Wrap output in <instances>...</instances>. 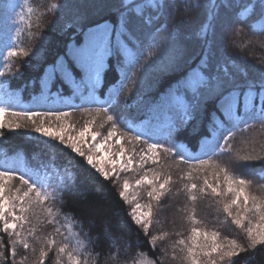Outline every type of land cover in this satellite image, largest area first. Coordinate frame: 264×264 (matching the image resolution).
Wrapping results in <instances>:
<instances>
[{"label":"snow or ice","instance_id":"1","mask_svg":"<svg viewBox=\"0 0 264 264\" xmlns=\"http://www.w3.org/2000/svg\"><path fill=\"white\" fill-rule=\"evenodd\" d=\"M201 5L194 0H147L145 4H134L131 0H120L116 8L117 18L115 24L105 21L103 24H96L87 33L88 42L81 46L72 58V67L77 69L81 75H75L65 61L53 64L52 71L48 73V80L43 84L47 88L59 74L63 83H83L85 76L91 74L94 80V87L100 84L101 68L103 67L104 56L115 53L119 65L120 78L114 85L111 95L105 100V104L95 110V114L88 111L90 117L85 120L82 128L77 130L75 125L68 123L64 118L70 117L72 113L64 112H41L28 110H15L7 106H0V137H3V129L18 130L27 127L21 121L31 123V131L41 137L48 138L50 142H58L71 153L83 158L89 170H94L103 180H112L113 183L120 181L121 173L144 170L148 164L155 165L143 171L142 175L135 180V191L128 179H124L119 191V197L126 204L133 207L128 213L132 222L148 235L150 227L154 223H160L158 216L165 205L163 200L169 194L178 195L183 192L185 205L182 211L186 213V220L191 225L186 238H179L171 242V260H177V251L182 264H236L234 258L241 253L255 252L258 248L264 247V195H257L252 191V181L244 175H237L229 171L228 167L213 159L218 154L232 152V145L229 141L235 135L234 130L248 131L254 124L249 121L260 123L264 128V58H261L256 65L245 67L235 62L224 65H217L215 68L210 57L206 54L201 57L200 63L181 75L173 85L170 86L167 96L178 104H171L170 110L175 109L181 121V126L192 119V113L200 109L207 101H214L215 112L209 124V135L219 136L226 132L224 146H219V153L212 150L211 154L204 153L207 158H195L198 162L192 165L187 172H182L177 180L173 179L172 173L167 171L172 165L168 164L166 157H176L178 163H188L193 157L182 151V145L174 139L175 134L180 130L173 117L167 128V142L161 143L155 139L149 142L144 139L145 148L137 153L135 147L126 149L123 141L127 138L129 144H139L143 134L134 133L127 137L131 131L130 125L125 122L124 134H118L120 121L112 112V108L118 103V97L125 83L136 84L137 72L143 75L153 67L157 57L160 43L157 39L161 32L167 33L169 52L179 53L175 47L177 38L188 22L185 17L177 20L169 28V20L176 11L183 10L185 13L199 9ZM218 5L212 4L215 8ZM13 8L15 5L12 6ZM62 5L51 3L43 12H40L30 0H23L20 5L21 11L16 13L13 23L15 27L10 40L5 43L6 54L3 55V68L0 70V78L12 72L13 61L18 57H27L29 51L22 46V37L28 39L37 38V33L32 28L40 27L43 16L57 11ZM259 9V24H249L247 31L252 37H256V43L264 48V0H257L256 3H246L237 13L235 20L222 26L220 35L217 37L216 27L213 23L215 16L207 20L200 27V36L205 41L209 37L213 40L219 39L222 48H227L228 43L243 52L253 40L249 38L243 43L232 39L239 37L245 32V23ZM147 10V14H146ZM33 18L36 23L33 24ZM154 22L155 25H154ZM146 40H142L137 32H143L144 27L153 26ZM258 29V30H257ZM131 45V47H129ZM121 56L123 58L121 59ZM241 61L247 65V59L241 56ZM182 57L177 55L169 57V63L165 65L166 70L175 71L181 66ZM143 62V63H142ZM7 82L0 80V89L7 92ZM257 98L261 103L257 107ZM101 113L104 114V121L99 124L100 128L104 123L111 124L106 136L97 140L100 132L93 131ZM12 117L14 119H6ZM222 117V118H221ZM45 121H48L46 124ZM59 122V123H55ZM231 125V127H229ZM243 125V127H241ZM91 138L89 141L88 138ZM115 139V144L120 145L119 149L113 151L115 145L110 142ZM55 145H53L54 147ZM87 148V151H85ZM99 153V155H97ZM264 159L260 155H235L236 161H253ZM194 173H207L200 184V179ZM211 177L212 179H210ZM264 179V176L261 177ZM50 176L45 170L41 175L28 176L23 173L17 174L14 171L0 170V232L9 238L11 264H28L29 256L32 253L31 264H45L49 253L54 250L53 264H96L100 254L85 252L91 240L87 242L80 238L79 232H74L75 225L67 224V234L64 225L58 217L61 210L54 208L50 201H56L59 195L68 187V181L73 180L72 175L65 174L57 177V185L50 189L48 183ZM19 181V187L13 185V181ZM179 181H185L180 188L173 192V185ZM26 186V187H25ZM264 187V186H262ZM144 190L147 197L145 203L140 202V189ZM205 197H210L217 205L218 211L224 214L221 223L230 221L241 233L247 243L230 237L221 238V233L215 229H208L204 221L197 218V203ZM70 219L65 215L64 220ZM48 225L52 226L49 232L42 229ZM198 225H202L198 227ZM82 227V225H81ZM85 237L88 233H83ZM168 232H162L151 236L149 243L153 250L157 241L166 240ZM177 237L182 233L176 232ZM57 236L62 237L59 241ZM104 237L109 246L115 248L114 252L107 255L105 264L108 261H116L121 247L122 237L115 235L109 229H105ZM96 239H99L97 236ZM34 245H39L36 247ZM22 247L25 255L16 260L17 248ZM3 240L0 237V264H6L8 257L3 252ZM161 255L155 259L149 258L145 253L138 252L132 264H163L168 258L167 248H161Z\"/></svg>","mask_w":264,"mask_h":264},{"label":"trees","instance_id":"2","mask_svg":"<svg viewBox=\"0 0 264 264\" xmlns=\"http://www.w3.org/2000/svg\"><path fill=\"white\" fill-rule=\"evenodd\" d=\"M34 7L40 12L53 2L59 7L57 11L49 13L40 21V27L32 28L37 33V38L28 39L27 36L22 37V46L29 51L27 57H18L13 61L12 77H8L7 97L3 106L14 108L15 110L32 111V106L36 104L37 109L42 108V112H70L71 118L89 119L88 111L95 114V110L105 104V100L114 90V85L120 78L119 65L115 53L104 56L103 67L101 68V81L99 85H94L91 74L85 76L83 83H63L57 74L55 80L44 88L43 84L48 80V73L52 71V65L59 61L67 62L68 66L79 78L81 73L72 67V58L81 46L88 42L87 33L96 24H103L107 21L115 24L117 18L116 8L120 0H30ZM134 4H145L147 0H131ZM200 4L199 9L185 13L182 9L172 14L169 20V28L182 17L190 18L181 31V35L177 38L175 47L179 49V53L169 52L167 33L161 32L157 39L160 48L155 58V63L147 73L143 75L137 72L136 84L125 83L118 97V103L112 108V112L120 121L118 125V134H124V124L127 122L131 131L127 132V137H131L134 133L143 134V138L139 144L134 146L145 148L144 139H155L161 143L167 142V128L169 121L175 117L176 124L180 130L175 134L174 139L182 145V151L189 155V152H196L200 144L209 138V124L215 112L214 101H207L200 109L192 113L186 125L181 126V121L177 116L175 109L170 110L171 104H178V101H172L166 95L168 89L175 81L191 68L196 67L203 55H208L211 63L215 68L217 65H224L235 62L241 67L249 70L248 66L256 65L261 67L258 61L264 58V48L256 43V37H252L247 31L249 24H259V9L251 15L245 23V32L239 37L233 36L232 39L238 43H243L249 38L253 43L241 52L231 43L227 48H222L219 39L213 40L211 36L205 41L200 36V27L207 20L215 16L213 21L217 37L221 33L220 23L226 21L232 23L237 13L246 3H256L257 0H194ZM23 0H0V47H5L13 35L16 24L13 20L16 13L21 11L20 5ZM212 4L218 5L213 8ZM15 5L13 8L12 6ZM147 14V10H146ZM36 21L33 18V24ZM156 22H154L155 25ZM190 23V24H189ZM153 26L144 27L143 32H137L142 40H146ZM190 25L189 32L193 33L192 39L183 38L184 31ZM258 30V29H257ZM192 36V35H191ZM190 42L187 43V41ZM131 47V45H129ZM177 55L178 59L182 57L179 69L172 71L166 70L165 65L169 63V57ZM241 56L247 59V65L241 61ZM123 56H121V59ZM143 63V62H142ZM3 56H0V70L3 68ZM42 97L45 100H41ZM222 118V117H221ZM104 121V114L101 113L94 129L100 130L99 124ZM254 124L248 131L234 130L235 135L229 141L232 145V152H225L214 156L213 159L228 167L229 171L244 175L252 181V191L257 195H264V159L253 160L249 162L236 161L235 155H260L264 156V128L260 127L258 121H249ZM111 124L104 123L101 128L107 133ZM231 127V125H229ZM243 127V125H241ZM28 128L18 130L3 129V137H0V170L7 168L14 171L18 175L23 173L28 176L43 175L47 170L50 179V189L57 185V177L59 175L71 174L72 180L68 181V187L59 195L56 201H50L54 208L61 210V216L58 217L61 224L64 225L65 234H67V224H73L74 232L80 233V238L91 240L85 249V252L99 253L100 256L96 264H105L107 255L115 251V248L109 246L108 241L104 237L105 229H109L115 235L122 237V243L116 261H108V264H132L133 259L138 252L145 253L149 258L155 259L160 256L161 248H167L168 258L163 264H182L179 259L180 253L177 251V260H171L172 250L168 245L179 238H186L189 234L191 225L186 220V213L182 211L185 205V195L180 192L178 195L169 194L163 200L165 205L162 212L159 213L158 219L160 223H154L148 235H145L138 226H136L128 213L131 211V205L126 204L119 197L121 186L118 182L113 183L112 180H103L94 170H89L83 158L71 153L63 145L58 142H50L43 138L35 137L28 134ZM226 132H221L217 136L212 149L208 152L211 154L215 149L219 153V146H224V137ZM125 140L128 141L126 138ZM53 145H55L53 147ZM193 159L188 163H178L176 157H166L171 168L167 171L172 173L173 179L177 180L182 172H187L189 168L198 161L192 155ZM199 158H207L201 155ZM157 166L148 164L144 170L155 168ZM144 170H137L136 177L143 174ZM138 173V175H137ZM199 175L200 179L195 182L200 184L202 178L207 173H194ZM212 179L211 177H209ZM185 181H179L173 185V192ZM13 185L19 187V181L14 180ZM26 187V186H25ZM143 193V188L140 189ZM146 202V201H144ZM220 205H217L210 197L200 200L197 205V218L204 221V225L208 229L220 231L221 238L227 236L235 238L241 243L246 244L247 241L230 221L221 223L224 220V214L219 212ZM70 219L66 222L64 216ZM82 225V227H81ZM93 225V226H90ZM202 225H198L200 227ZM52 226L48 225L43 228V232H49ZM162 232H168L171 235L164 241H157L156 248L153 250L149 243L151 236L158 235ZM176 232L182 233L181 237L175 235ZM83 233H88L85 237ZM99 239H96V237ZM3 240V252L8 260L6 264H11L9 238L6 234L0 232ZM59 241L62 237L57 236ZM39 247V245H34ZM25 255L22 247L17 248L16 260ZM29 256L28 264L33 259L32 253ZM54 250L49 253L45 264H53ZM236 264H264V247L258 248L255 252L241 253L240 256L234 258ZM160 264V261H157Z\"/></svg>","mask_w":264,"mask_h":264},{"label":"rangeland","instance_id":"3","mask_svg":"<svg viewBox=\"0 0 264 264\" xmlns=\"http://www.w3.org/2000/svg\"><path fill=\"white\" fill-rule=\"evenodd\" d=\"M186 19H187V21H188L190 18H186ZM188 22H190V21H188ZM188 22H187V23H188ZM187 23H186V24H187ZM189 24H190V23H189ZM225 24H227V22H226V21H223L222 23H220L219 27L217 26V28H219V29L222 30V26L225 25ZM190 27H191V26L188 25L187 28H185L184 31H186V30H188V31L184 34L183 38H185V39H188V38H189V39H192V38H193V33L191 34V33L189 32V29H191ZM191 35H192V36H191ZM188 42H190V40H188L187 43H188ZM4 54H6V49H5V47H0V56H3ZM12 75H13V74H12V72H11L10 74L6 75L5 77L0 78V80H2V81H6L7 78H8V77H12ZM4 97H5V91L2 90V89H0V106H2V103H3ZM42 99L44 100L45 98L42 97ZM42 99H41V100H42ZM256 103H257V107H258L259 104L261 103V101H260L259 98H257ZM33 111H39V110H33ZM6 119H14V118H12V117H6ZM64 119H65L66 122L75 125V128H76L77 130H79L80 128H82L83 125H84V122H85V119L80 120L79 118H71V117H67V118H64ZM86 120H87V119H86ZM21 122L24 123L25 125H27V127H25V128H28V129H29V130H27L29 135H35V137L43 138V139H45V140H49L48 138L41 137L39 134H37V133L31 131V123H30V122H28V121H21ZM45 123L47 124L48 121H45ZM55 123H59V122H55ZM93 131H98V132H100L101 135L97 137V140H98V141L101 140L103 136H106V135H107V133H104V132L102 131L101 128H100V130H96V129L93 128ZM216 138H217V136H210L209 138H206V139L200 144L198 150H197L196 152H191V153L189 152V155H192V156H194V157H200V156L203 155L204 153H208V152L212 149V146H213V144H214ZM88 139H89V141H91V138H90V137H89ZM115 139H116V138L114 137V138H113V141L110 142L111 144L115 145L114 148L112 149L113 151L118 150L119 147H120V145L115 144ZM123 144H124L125 148H126V149H129V150H131V149L133 148V146H134V144H129L127 140H124V141H123ZM134 147H135V146H134ZM140 149H141V148H138L137 146L135 147V150H136L137 153L140 151ZM85 151H87V148H85ZM97 155H99V153H98ZM137 175H138V173H137ZM120 176H121L120 181H117V182L120 184V186L122 185V182H123L124 179H128L129 182L133 185V189H131L130 191H133V192H134V191H135V187H134V185H135V180L137 179V177H136V171L126 172V173H121ZM146 200H147V197H146L145 193H144V192H143V193L140 192V202H141V203H145L144 201H146ZM130 205H131V204H130ZM132 207H133V205H131V208H132ZM90 226H93V225H90ZM121 243H122V241H121Z\"/></svg>","mask_w":264,"mask_h":264}]
</instances>
